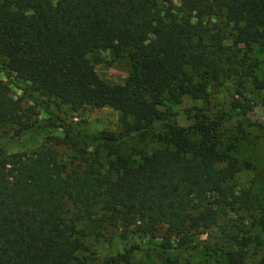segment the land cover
Returning <instances> with one entry per match:
<instances>
[{
  "label": "trees",
  "instance_id": "trees-1",
  "mask_svg": "<svg viewBox=\"0 0 264 264\" xmlns=\"http://www.w3.org/2000/svg\"><path fill=\"white\" fill-rule=\"evenodd\" d=\"M97 50L127 61L124 83L97 75L89 58ZM0 57L48 113L22 119L0 80V135L10 132L8 141L61 121L50 104L107 108L122 127L117 137L78 134L94 148L81 171L65 170L49 146L8 152L0 142V264H82L81 236L108 228L150 236L158 225L179 246L193 231L217 227L216 242L184 248L203 249L218 264H264V203L250 180L236 181L249 162L233 156L236 144L225 143L211 112L252 124L248 93L264 92V0H0ZM221 78H233L238 97L209 107L207 85ZM184 98L192 102L182 109L187 126L160 108ZM126 137L146 146L119 155L112 147ZM95 164L103 168L96 179ZM129 257L123 250L100 264H132Z\"/></svg>",
  "mask_w": 264,
  "mask_h": 264
},
{
  "label": "rangeland",
  "instance_id": "rangeland-1",
  "mask_svg": "<svg viewBox=\"0 0 264 264\" xmlns=\"http://www.w3.org/2000/svg\"><path fill=\"white\" fill-rule=\"evenodd\" d=\"M171 2L176 5L179 0H171ZM89 58L97 75L108 83L122 84L130 72V65L127 61L116 58L108 50H97L90 54ZM0 80L8 86L10 96L19 101L21 107L19 113L22 119L32 121L36 117H48V113L30 99L29 90L24 82L1 67ZM23 87L26 91H23ZM235 90L233 78H221L210 82L207 85L208 103L206 105L230 107L233 100L238 97ZM248 96H253L255 102L252 109L246 113L252 124H247L239 116L230 113L219 118L217 116L220 112L214 110L211 112L217 114L216 119H220L219 129L225 143L230 140L235 142L233 156L241 163L249 162L248 168H242L236 181L250 180L257 196L264 203V128L253 125L254 123L264 124V104L261 102L264 100V92H252L251 95L248 93ZM191 104L189 99L184 98L179 104H167L160 108L166 113L178 112L175 117L176 123L187 126L190 124V114L186 115L182 109ZM195 104L199 105L201 102L196 101ZM50 109L61 121L54 119L44 121L41 127L33 128L11 141H8L10 132L5 131L0 135L4 150L29 152L43 144V146L54 149L65 170L81 171L87 168L85 159L94 153V148L85 147L78 138V134L109 137L122 134L119 114L116 111L107 108H86L73 112L66 106L58 107L53 104H50ZM145 146L146 142L137 137H126L112 149L119 155L131 157L135 151ZM107 151L108 148L103 146L98 149V152L103 155ZM102 172L101 165L95 164L94 171H92L93 177L96 179L97 174ZM62 204L65 213L69 214L73 209L70 200L64 198ZM231 217L232 215L228 214L224 218ZM218 221H223V218L220 217ZM82 232L84 231H80V234ZM218 234L217 227L199 228L189 234L188 242L179 246L178 242L181 238L177 240V237L167 235L162 225H158L150 236L129 232L119 233L108 228L101 236H81L82 245L78 252V261L82 264H100L103 258L128 250L132 264H161L165 259H177L182 264H218L220 259L217 255H215L217 262H214V255L213 258H208L203 249L184 248L186 244L193 243L200 247L210 245L218 240Z\"/></svg>",
  "mask_w": 264,
  "mask_h": 264
}]
</instances>
